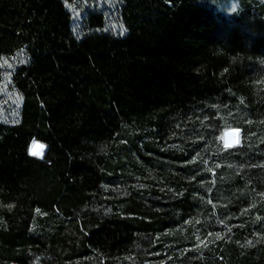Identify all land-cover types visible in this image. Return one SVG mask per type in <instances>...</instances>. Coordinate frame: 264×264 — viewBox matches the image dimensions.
Wrapping results in <instances>:
<instances>
[{
	"label": "trees",
	"instance_id": "16d2710c",
	"mask_svg": "<svg viewBox=\"0 0 264 264\" xmlns=\"http://www.w3.org/2000/svg\"><path fill=\"white\" fill-rule=\"evenodd\" d=\"M258 2L116 0L76 18L64 0H0V56L24 55L19 117L0 121V264H264ZM208 216L214 251L169 237Z\"/></svg>",
	"mask_w": 264,
	"mask_h": 264
},
{
	"label": "rangeland",
	"instance_id": "374dc122",
	"mask_svg": "<svg viewBox=\"0 0 264 264\" xmlns=\"http://www.w3.org/2000/svg\"><path fill=\"white\" fill-rule=\"evenodd\" d=\"M65 6L72 12L73 16L78 18L81 14L85 12L88 8H98L104 10L108 16L111 15L113 11V7L116 5V0H73L66 1L64 0ZM264 4V0H259L258 7ZM250 20L258 21L261 23V18L258 15H252ZM111 25H116L111 18L109 19ZM24 55L22 52H17L12 56H0V121L5 123H14L17 121L19 117V109L21 105V96L20 93L14 88L12 84L11 75L15 69V67L23 62ZM234 130L237 132V142L233 145L226 143L225 135L226 131ZM37 143H41L40 141H36ZM220 143L222 147H233L240 144V130L237 127H229L222 130L220 134ZM35 151L37 153L41 152V149L33 147V142L29 145V152ZM44 150H42V153ZM41 156V155H36ZM205 176V175H204ZM208 224L207 228H200L197 225V222L193 223V231H188L187 224L185 222L180 227V232H168L169 237L173 238L174 236L178 237L179 244L183 247H189L193 249L194 253L201 257L204 253L214 251V246L218 245L217 243L220 241L222 236L224 235L222 225L220 221H214L213 217L210 218L208 216L206 218ZM177 233V234H176ZM191 235V236H189ZM181 237V238H180Z\"/></svg>",
	"mask_w": 264,
	"mask_h": 264
},
{
	"label": "bare ground",
	"instance_id": "6f19581e",
	"mask_svg": "<svg viewBox=\"0 0 264 264\" xmlns=\"http://www.w3.org/2000/svg\"><path fill=\"white\" fill-rule=\"evenodd\" d=\"M225 139H226V143H229V144L236 142V140H237L236 131H234V130L226 131ZM37 145H39V144L37 143ZM35 148H38V150H39V147H35Z\"/></svg>",
	"mask_w": 264,
	"mask_h": 264
},
{
	"label": "snow or ice",
	"instance_id": "6c2138e0",
	"mask_svg": "<svg viewBox=\"0 0 264 264\" xmlns=\"http://www.w3.org/2000/svg\"><path fill=\"white\" fill-rule=\"evenodd\" d=\"M123 27L121 26V34H123ZM33 147H39L40 149H41V152L40 153H37V152H35V151H31L30 150V154L31 155H41L42 154V150L44 149V145L43 144H39V145H37V142L36 141H33Z\"/></svg>",
	"mask_w": 264,
	"mask_h": 264
},
{
	"label": "water",
	"instance_id": "95a60500",
	"mask_svg": "<svg viewBox=\"0 0 264 264\" xmlns=\"http://www.w3.org/2000/svg\"><path fill=\"white\" fill-rule=\"evenodd\" d=\"M236 133H237V132H236ZM33 141H37V140H35V139H32L30 143H32ZM236 142H237V140H236ZM236 142H234V143H231V145L235 144ZM38 144H41V143H38ZM43 145L45 146V144H43ZM44 149H45V147H44ZM44 149H43V150H44ZM42 154H43V153H42ZM42 154H41V155H42Z\"/></svg>",
	"mask_w": 264,
	"mask_h": 264
}]
</instances>
